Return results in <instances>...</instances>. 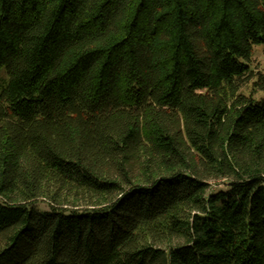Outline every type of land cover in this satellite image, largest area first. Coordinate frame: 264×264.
<instances>
[{"label": "trees", "instance_id": "obj_1", "mask_svg": "<svg viewBox=\"0 0 264 264\" xmlns=\"http://www.w3.org/2000/svg\"><path fill=\"white\" fill-rule=\"evenodd\" d=\"M256 45L264 0H0V264H264Z\"/></svg>", "mask_w": 264, "mask_h": 264}, {"label": "rangeland", "instance_id": "obj_2", "mask_svg": "<svg viewBox=\"0 0 264 264\" xmlns=\"http://www.w3.org/2000/svg\"><path fill=\"white\" fill-rule=\"evenodd\" d=\"M254 63H253V70L256 72H260L264 74V48L260 45H256L254 49V57H253ZM5 73V69L1 68L0 71V77ZM1 83V81H0ZM249 90H246L248 92ZM264 97V92L258 93V95L255 98ZM213 188L215 190H218V188H224L222 183H218L217 185H213Z\"/></svg>", "mask_w": 264, "mask_h": 264}]
</instances>
